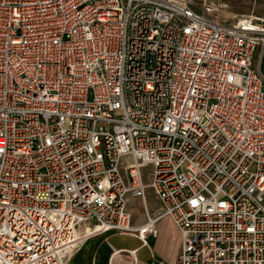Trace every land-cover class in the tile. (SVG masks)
I'll return each mask as SVG.
<instances>
[{
	"label": "built area",
	"instance_id": "obj_1",
	"mask_svg": "<svg viewBox=\"0 0 264 264\" xmlns=\"http://www.w3.org/2000/svg\"><path fill=\"white\" fill-rule=\"evenodd\" d=\"M231 10L0 0V264H65L86 224L147 244L164 219L178 264H264V19Z\"/></svg>",
	"mask_w": 264,
	"mask_h": 264
},
{
	"label": "crops",
	"instance_id": "obj_2",
	"mask_svg": "<svg viewBox=\"0 0 264 264\" xmlns=\"http://www.w3.org/2000/svg\"><path fill=\"white\" fill-rule=\"evenodd\" d=\"M152 194L151 191L147 194L146 207L140 200L130 203L135 228L145 224V208L151 212ZM92 228V224L79 227L78 233L85 239L66 251L65 264H178L181 236L170 219L158 223L157 236H149L147 244L135 236L113 231L87 237Z\"/></svg>",
	"mask_w": 264,
	"mask_h": 264
},
{
	"label": "rangeland",
	"instance_id": "obj_3",
	"mask_svg": "<svg viewBox=\"0 0 264 264\" xmlns=\"http://www.w3.org/2000/svg\"><path fill=\"white\" fill-rule=\"evenodd\" d=\"M232 7V15L234 17H254L256 19H264V0H229ZM260 24L262 22H259ZM255 66L259 72L264 77V42L260 43L257 48V52L255 55ZM152 202H151V214H155L159 208L160 203L152 194ZM157 236V235H156Z\"/></svg>",
	"mask_w": 264,
	"mask_h": 264
},
{
	"label": "bare ground",
	"instance_id": "obj_4",
	"mask_svg": "<svg viewBox=\"0 0 264 264\" xmlns=\"http://www.w3.org/2000/svg\"><path fill=\"white\" fill-rule=\"evenodd\" d=\"M88 227V226H87ZM84 228V227H83ZM85 236V235H84Z\"/></svg>",
	"mask_w": 264,
	"mask_h": 264
}]
</instances>
